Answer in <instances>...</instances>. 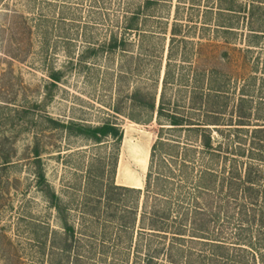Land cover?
I'll list each match as a JSON object with an SVG mask.
<instances>
[{"label":"rangeland","instance_id":"374dc122","mask_svg":"<svg viewBox=\"0 0 264 264\" xmlns=\"http://www.w3.org/2000/svg\"><path fill=\"white\" fill-rule=\"evenodd\" d=\"M142 2L0 0V264H75L62 251L64 228L50 192L75 228L80 264H145L146 251L175 242L181 207L190 210L184 250L192 246L193 220L204 218L209 238L231 246L230 256L242 243L247 250L238 253L239 262L264 264V0H167L141 32H126L127 17ZM174 26L181 30L175 40ZM111 37L125 38L127 50L107 52ZM55 73L62 77L56 86ZM137 89L157 102L165 90L179 111L212 124V113L200 107L201 92L209 94V109L223 108L220 125H209L221 146L217 156L196 154L187 173L156 169L154 143L178 132L162 129L156 113L131 108L127 96ZM119 100L140 120L117 117L120 143L95 144L47 118L98 125L115 115ZM24 108L33 109L28 122L19 117ZM186 138L183 132L181 142ZM36 144L43 186L37 184ZM204 170L217 177L212 193L202 189L209 180ZM248 174L256 184L251 198L233 191ZM231 176L232 189L226 185ZM110 186L130 190H112L108 202ZM165 203L171 206L168 233L141 235L143 214L159 216ZM193 247L199 254L207 250ZM165 254L158 262L167 264Z\"/></svg>","mask_w":264,"mask_h":264},{"label":"trees","instance_id":"16d2710c","mask_svg":"<svg viewBox=\"0 0 264 264\" xmlns=\"http://www.w3.org/2000/svg\"><path fill=\"white\" fill-rule=\"evenodd\" d=\"M167 0H143L142 4H140L126 19L125 24V31L126 32H141L142 27L148 19L153 17V14L155 11V8ZM232 10V9H229ZM176 26V25H175ZM173 28L172 30V36L173 39H177L178 33L181 30H177V27ZM173 40V41H174ZM128 46V42L125 38H118V37H111L109 41L105 44V48L107 52L114 53L116 51L127 50L126 47ZM169 75V71L166 73L165 76V84L167 81ZM53 84L56 86L61 81V75L60 73L52 74ZM47 90H50V85L47 87ZM48 95V94H47ZM208 96L204 92H201V98L203 100V103L201 102L200 107L205 111V113H212V119L213 123H206L204 120L195 119L192 116V113L189 111L181 112L178 110V106L176 104H171L167 101L166 98V92L165 90L161 94V97L159 101L157 102L156 96L151 93L142 92L141 90L137 89L133 91L131 94H129V104L131 108H139V109H147L151 112L156 113L158 120L160 121V125L162 126V129H166L170 131H175L174 135H171L172 138L164 137L163 134L156 140L152 147V160L155 161L157 158V163L155 162L156 169H160L161 167H166L169 171H171V168L169 167H177L182 173H187V170L189 169L188 166H194L196 161V154L198 153H205L209 154L212 157H216L218 150L221 149V146H216L214 142V138L211 134V130L209 125H220V118L219 116L221 113H223V108H219V106L214 107L213 109H209V100ZM216 96V95H215ZM49 98H51V95H48ZM192 100V99H191ZM124 101H117V104L113 106V111L115 115H112L111 117L107 118L103 122H101L98 125H92L87 123H81L76 121H56L52 120L49 116H47L48 121H50L56 129H63L67 131L69 134H74L76 136H81L85 139L90 140L91 142L95 144H101L105 140L113 139L117 143H120L123 138V131L121 126L117 123V117L119 115H127L130 118H133L137 121H140L138 118H134L131 114L127 113L124 107ZM126 103V102H125ZM35 107H40L39 104H35ZM193 108V106H192ZM191 109V108H190ZM200 109V108H199ZM31 108H24L22 111H19L20 119L25 120L28 122L30 120V115L32 113ZM16 117L14 116L13 120ZM32 121V120H31ZM164 131V130H162ZM185 132V136L188 143L181 142L182 139V133ZM34 156L36 160V177H37V184L39 186H43L47 184L46 176L44 174L42 165H41V158H40V148L39 145L36 144L34 148ZM154 163V162H153ZM170 165V166H169ZM153 167V166H152ZM210 171V172H209ZM203 177H208L209 180L204 183V186L202 189L213 192L217 189V177L214 172H211V170H204ZM207 173V174H206ZM210 173V176H206ZM206 174V175H205ZM154 175V171H151L148 175L147 179V185L148 188H151L153 186L152 184V178ZM234 177H228L226 180L229 182H226L228 184L227 187L230 189L233 188L232 184H235L237 182L233 183ZM241 184H238V189L234 188L233 191L241 190L242 195H245V197L249 196L250 198L253 195L254 187H256V184L253 182L252 177L250 174L245 176V178H240ZM157 181L156 187L157 189L161 190L165 187L161 185V188H158L160 183V176H157L155 178V182ZM203 184V183H202ZM225 185V182H224ZM164 187V188H163ZM201 187V186H200ZM112 190H122V191H128L130 190L127 187L124 186H110L105 196L108 197V202H111L114 195L112 193ZM138 193H140L141 190H136ZM162 191V190H161ZM49 193V192H48ZM49 198L51 199L52 204L55 206V209L59 212L62 224L64 228V246L62 248V251L64 253H67L69 255V258L71 256L73 257L75 264H80L82 255L80 254V243L76 236L75 228L72 224L69 223L68 219L64 216L65 209L63 208L61 204L60 197L52 192L49 193ZM156 200V199H155ZM254 203V202H251ZM162 214L157 216V214L149 213V218L147 220L146 213L143 214L141 220L143 221L142 227H141V235H143L146 230L152 231L151 234H167L168 229L170 228L169 221L171 220V206H169L168 203H165ZM185 209V210H183ZM183 210V211H182ZM169 211V212H168ZM189 213L190 210H187V208L181 207V209L178 210L179 217L174 220V228L175 231L173 232L174 235V241L172 244H169L168 249L165 245H163L160 248H155L153 250H148L144 254V262L145 264H162L159 261V258L163 256L164 253L167 257V264H222V261L225 259L227 261H233L234 264H242L237 260V256L239 252H244L247 250L246 244L239 243L236 247L233 248V253L235 252V255L230 256V247L225 242H220L217 239H210V222L207 221V219H198L193 220L192 225V235L193 239H190V243L192 246H190L189 250H184L185 247L182 245V243H188V239L186 238V235L190 230H188L187 223L189 222ZM196 216L199 215L197 210L195 211ZM167 223V224H166ZM190 236V235H189ZM192 237V236H191ZM199 239V240H198ZM176 241L179 242V246H177ZM249 245L252 244V242H247ZM196 244H202L207 247V250L201 252L200 254L196 252L193 247V245ZM253 245V244H252ZM187 251V252H186ZM199 254V255H198ZM234 257L233 259H230L231 257ZM232 257V258H233ZM252 258H256V253L253 254ZM184 259V260H183ZM245 264V263H244Z\"/></svg>","mask_w":264,"mask_h":264}]
</instances>
